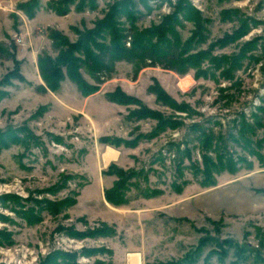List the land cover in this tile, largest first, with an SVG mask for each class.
<instances>
[{
	"label": "rangeland",
	"instance_id": "rangeland-1",
	"mask_svg": "<svg viewBox=\"0 0 264 264\" xmlns=\"http://www.w3.org/2000/svg\"><path fill=\"white\" fill-rule=\"evenodd\" d=\"M57 1H0V134L15 140L0 147V264H114L111 247L124 243V230L106 233L99 187L85 193L88 206L69 205L103 168L112 186L127 189L125 203L189 188L180 217L151 206L144 223L157 239L136 264L180 263L200 238L205 245L192 264H264V0L138 3L136 26L174 14L180 40L192 39V52L206 51L208 70L195 77L192 69L116 61L99 94L86 100L99 130L76 107L89 95L67 77L49 89L38 58L56 56L52 31L74 42V28H93L114 0H64L62 15L50 7ZM217 59L219 67L209 68ZM118 91L134 100H109L107 93ZM101 144L119 148L123 161L99 165ZM207 160L214 165L204 172ZM65 198L68 205L57 207Z\"/></svg>",
	"mask_w": 264,
	"mask_h": 264
},
{
	"label": "trees",
	"instance_id": "trees-1",
	"mask_svg": "<svg viewBox=\"0 0 264 264\" xmlns=\"http://www.w3.org/2000/svg\"><path fill=\"white\" fill-rule=\"evenodd\" d=\"M146 1L114 0L107 13L95 23L93 28H84L83 30L74 28L78 35L74 42L68 40L59 31H52L49 37L53 48L57 51L56 56L51 57L44 54L38 58L39 73L47 87L55 90L59 87L60 82L67 77L75 83L81 94L85 96L93 94L99 90L100 83L113 75V66L118 60L132 61L139 65V68L160 65L167 69H173L178 73H184L189 69L195 70V77L204 75L208 70L207 67H202L206 58V51L192 52L195 49L192 45L193 40L190 38L184 42L180 40L179 33L175 28L177 24L174 14L170 18L162 20L159 24L150 27L139 28L135 25V14L138 12L137 4L145 5ZM63 2L64 0L57 1L58 7L56 4L50 5V7L58 15L65 14L67 4ZM34 8L35 5L32 6V11ZM122 17H125L126 20H122ZM127 42L129 43L128 46L126 45ZM214 61H209V68L219 67L217 65L222 62L219 59ZM82 68L93 77L95 84L86 81L81 73ZM150 91L155 93L159 100L160 93L157 88L151 86ZM107 96L109 100L123 104H129L131 100H134L133 97L127 96L121 91L107 93ZM137 104L140 108L149 112V116L157 118L154 111L147 109L141 102ZM243 125L245 130L246 126L249 128L248 124L244 123ZM14 141L13 138L0 134V147H6ZM203 165L204 172H207L210 165L214 164L207 160ZM219 165L224 164L219 160ZM106 174L109 173L106 172ZM126 192L127 189L122 186V183L116 182V184L104 190V197L109 203L120 205L127 201ZM65 202L66 198L62 202H58L57 207L68 205ZM75 203L76 199L74 197L69 205ZM54 210L57 211V208ZM104 226L110 228L106 233L114 234L112 227L109 225ZM204 245V238H200L197 246L185 255L182 262L173 264H192L196 257L200 255Z\"/></svg>",
	"mask_w": 264,
	"mask_h": 264
},
{
	"label": "crops",
	"instance_id": "crops-1",
	"mask_svg": "<svg viewBox=\"0 0 264 264\" xmlns=\"http://www.w3.org/2000/svg\"><path fill=\"white\" fill-rule=\"evenodd\" d=\"M3 8L4 6L2 7L0 3V12L3 11L4 13L5 10H3ZM98 94L99 91L87 97H82L81 105L79 107L78 106L76 107L81 113H84L87 117H89L95 129L99 130V118L95 117L94 119L95 121H94L93 118L90 115H88L87 112H85V109L87 107L86 100H88L91 97L97 96ZM78 95L79 94L75 95L76 99H78L79 97ZM66 107H70V105L68 104ZM106 133H107L106 130L103 129L102 132L97 135V137L101 135H105ZM101 145L102 148L100 149L101 156H99V165L108 166L111 162L121 163L123 161L125 154H123L119 148L111 147L104 144ZM110 177L111 175L109 174L107 175L105 173V168L99 169V176L91 179L90 182L87 185L83 186L82 187L83 189H81L79 193H77L75 205L78 206L81 203L82 204L84 203L86 206L88 204L90 197L85 196V193L87 191L91 192L93 187H99V190L101 191V198H100L101 207L109 211L108 216L105 215L103 219L101 218V221H104L105 223H107V225L112 226L113 228L116 229V231H118L121 228L124 230V238H123L124 243L123 244L119 243L117 245L116 251L113 246L111 247L114 253L112 254L115 256L114 264H136L137 261L139 262L140 258L144 255V251L147 250V245H148L147 242L150 240L153 241L157 239L155 236L156 231L152 229L149 230L144 223V219L151 218V210H152L151 206H153L155 209H158V211L164 212L169 217H175V218L180 217L181 215H184L183 201L185 197L186 198L190 197V195L188 196L189 188H187L185 191L183 190V192L181 193H172L170 195L165 193L160 197L149 198V199H145V198L129 199L127 203L120 205H113L107 202L104 197V189L110 188L112 186V184L109 183L108 180ZM193 198H191V201ZM168 199H170V202H168ZM190 211L192 213L198 212L199 206H195V208L194 206H191ZM128 224L131 225L130 228L125 227V225ZM159 227H161L160 224L158 226V229ZM131 238H137V240L139 239L140 243L136 245V243L131 242ZM132 247H134L136 251H133L132 253H128V252L126 253V251L128 249H132ZM129 255H132L131 256L132 258H130Z\"/></svg>",
	"mask_w": 264,
	"mask_h": 264
},
{
	"label": "built area",
	"instance_id": "built-area-1",
	"mask_svg": "<svg viewBox=\"0 0 264 264\" xmlns=\"http://www.w3.org/2000/svg\"><path fill=\"white\" fill-rule=\"evenodd\" d=\"M19 42L21 41L20 38L17 39Z\"/></svg>",
	"mask_w": 264,
	"mask_h": 264
}]
</instances>
